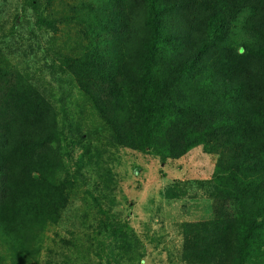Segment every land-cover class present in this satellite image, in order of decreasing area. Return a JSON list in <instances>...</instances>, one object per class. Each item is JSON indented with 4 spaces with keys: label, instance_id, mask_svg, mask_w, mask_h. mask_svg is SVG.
I'll return each mask as SVG.
<instances>
[{
    "label": "trees",
    "instance_id": "trees-1",
    "mask_svg": "<svg viewBox=\"0 0 264 264\" xmlns=\"http://www.w3.org/2000/svg\"><path fill=\"white\" fill-rule=\"evenodd\" d=\"M27 9L30 33L49 47L42 66L23 68L0 40V264H39L45 231L89 171L79 236L46 247L47 264L144 261L114 207L103 155L113 147L162 163L197 147L217 158L209 214L177 227L169 264H264V0H26ZM44 74L68 78L91 111L68 108ZM84 130L97 158L72 151ZM185 194L168 188L167 200Z\"/></svg>",
    "mask_w": 264,
    "mask_h": 264
},
{
    "label": "rangeland",
    "instance_id": "rangeland-1",
    "mask_svg": "<svg viewBox=\"0 0 264 264\" xmlns=\"http://www.w3.org/2000/svg\"><path fill=\"white\" fill-rule=\"evenodd\" d=\"M30 13V10H26V0H0L2 46L6 50L16 51L13 57L14 63L23 68L33 66L34 63L42 66L43 49L46 51L49 47L48 36L44 37V34L35 37L30 33V30L37 31V28L33 27ZM16 17L19 23L17 32L14 33L12 29ZM30 43H33L34 56L27 47ZM36 44H39L42 50H36ZM43 76L47 78L48 83H51L52 88L57 90L59 100L68 108L72 109L74 104L71 102H75L86 112L91 111V103L80 95L68 78H65L64 82H59L49 74ZM58 106L61 107L59 103ZM93 121L92 118L88 124L93 125ZM82 133L85 134L82 144L73 145L72 151L75 157L84 153L85 149H89L92 158H97L98 147L91 143V133L88 130ZM71 137L76 139V132H73ZM103 152L109 162L110 189L115 193L114 207L119 211L120 219L130 225L129 230L133 228L139 239H142L141 252L146 256L140 264H169L166 249L173 245L179 246L182 241L177 227L187 220H203L209 214V206L213 202L204 191H209L211 188L217 163L216 156L204 147H197L180 160L162 163L158 158L115 147L106 148ZM94 177L95 171H89L81 178L79 189L63 212L61 223L49 226L45 231V243L39 264H47L45 249L48 246L54 247V241L59 242L61 236L70 239L71 234L78 235L75 229L78 221L85 215L88 192L95 191L89 190ZM168 188L177 191L185 189L186 194L181 199L169 201ZM96 261L97 258L93 256L92 262L96 264ZM103 264L106 262L103 261Z\"/></svg>",
    "mask_w": 264,
    "mask_h": 264
}]
</instances>
